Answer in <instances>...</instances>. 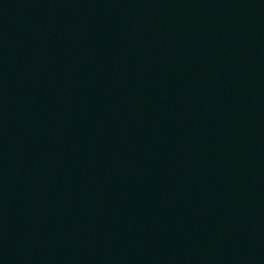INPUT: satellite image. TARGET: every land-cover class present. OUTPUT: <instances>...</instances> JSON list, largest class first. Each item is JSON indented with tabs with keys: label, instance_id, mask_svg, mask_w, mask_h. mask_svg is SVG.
I'll list each match as a JSON object with an SVG mask.
<instances>
[{
	"label": "water",
	"instance_id": "95a60500",
	"mask_svg": "<svg viewBox=\"0 0 264 264\" xmlns=\"http://www.w3.org/2000/svg\"><path fill=\"white\" fill-rule=\"evenodd\" d=\"M0 264H264V0H0Z\"/></svg>",
	"mask_w": 264,
	"mask_h": 264
}]
</instances>
